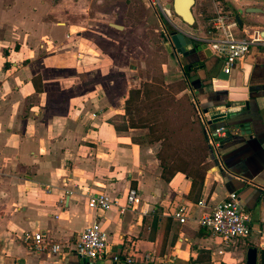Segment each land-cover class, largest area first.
Here are the masks:
<instances>
[{"label": "crops", "instance_id": "obj_1", "mask_svg": "<svg viewBox=\"0 0 264 264\" xmlns=\"http://www.w3.org/2000/svg\"><path fill=\"white\" fill-rule=\"evenodd\" d=\"M94 1L0 0V264H91L75 248L96 220L109 247L93 264H114L116 255L118 264L126 258L131 264H248L250 249L264 250V47L252 45L227 80L217 78L224 60L197 37L196 53L183 58L172 50L183 74L169 77L174 94L150 99L157 108L154 132L183 133L191 143L205 123L226 128L205 160L201 190L193 191L183 173L163 178V141L151 138L140 125L143 114L129 103L131 90L143 83L128 45L114 52L104 44L111 31L127 29L117 20L121 3L107 10L109 0ZM227 3L226 14L234 16L235 8L244 23L233 28L235 35L264 31V15ZM183 25L173 20L189 35ZM223 105L237 109L213 117ZM131 187L141 200L124 214L111 208L100 215L88 206L96 193L124 204ZM231 193L250 216L251 234L226 243L200 218ZM180 208L185 223L174 216ZM37 233L40 250L27 238ZM52 245L61 250L52 252Z\"/></svg>", "mask_w": 264, "mask_h": 264}, {"label": "built area", "instance_id": "obj_2", "mask_svg": "<svg viewBox=\"0 0 264 264\" xmlns=\"http://www.w3.org/2000/svg\"><path fill=\"white\" fill-rule=\"evenodd\" d=\"M214 1V0H212ZM162 14L169 19L175 15L173 8L155 2ZM233 28H238L235 17L230 14L218 13L210 20V29L206 35L198 38L200 42L206 43L211 50L224 60V70L230 74L231 68L238 62L243 61L250 52L252 45H260L264 47V34L262 31H255L249 36L239 37L233 33ZM228 108H225L226 113ZM205 132L209 140V145L213 150H218L221 138L226 133L224 126L211 128L207 123ZM140 192L137 188L131 187L126 194L125 203H121L119 199H111L104 193L89 194L88 206L96 210L97 213L106 212L111 208H118L121 214L126 213L129 209H135L140 203ZM181 223H185L187 216L184 208H180L174 214ZM100 221L96 220L87 226L83 232L78 235L76 253L91 264L96 261L103 260L108 252L107 233L100 226ZM249 214L240 208L238 196L231 193L228 198L213 207L210 213L204 214L200 218V224L214 235L220 236L226 243L234 239L246 238L251 234L249 225ZM27 238H33L38 243L37 248H42V234L37 233ZM61 250L59 245H52L51 251L56 253ZM121 258L116 255L113 258L114 264H118ZM127 264L133 263V260L126 258Z\"/></svg>", "mask_w": 264, "mask_h": 264}, {"label": "rangeland", "instance_id": "obj_3", "mask_svg": "<svg viewBox=\"0 0 264 264\" xmlns=\"http://www.w3.org/2000/svg\"><path fill=\"white\" fill-rule=\"evenodd\" d=\"M153 1H159L161 4L166 3V6H169L172 5L173 0H109V5L104 6V9L112 10L114 8L110 9V7L118 6L120 2V7L115 8L118 15L117 20L119 24L124 25L127 29L111 31L113 35L104 37L103 41L114 52H120L125 45H128L130 55L136 59L132 65L137 71V78L139 77L143 85L150 86L151 92H163L161 96L165 98L167 95L176 92V85L175 83H169V77L178 72L181 75L183 74L182 64L180 63V65L177 60L171 57L173 51L168 47L170 46L169 30L174 29L172 26L173 20L178 18L176 15H173L171 19L165 17ZM227 2L229 0H196L193 7L196 22L192 26L184 23L185 32L197 38L204 36V32L207 33L210 29V19L218 13L226 14L231 11ZM230 2H239L243 6L264 10V2L249 0H230ZM92 4H95V1L92 0ZM254 30L256 31V29ZM165 31L168 32V35L165 34ZM255 31H252L251 34ZM153 106L152 101L147 106L144 105L142 114L148 113V118L154 116L157 108ZM176 108L185 113L186 108L184 106H176ZM163 134L168 135L169 141L172 140V143L186 146L188 142H185L183 133H174L173 136L169 133Z\"/></svg>", "mask_w": 264, "mask_h": 264}, {"label": "trees", "instance_id": "obj_4", "mask_svg": "<svg viewBox=\"0 0 264 264\" xmlns=\"http://www.w3.org/2000/svg\"><path fill=\"white\" fill-rule=\"evenodd\" d=\"M162 94L163 92H151L150 86L144 84L140 89L131 90L129 103L142 114L143 106H147L154 95ZM196 119L197 118H195V120ZM140 122L145 123L140 125L150 128L149 135L154 141H163V146L158 153L163 167V178L166 181H171L176 174L183 173L192 178L193 191H200L207 167L205 160L211 151L204 127L202 126L200 130H198V135H193L191 137V143L181 147L179 145L177 146L176 143H170L168 135L154 132V125L158 122L156 114L148 118L147 113L146 116L143 115V117L140 118ZM130 125L131 127H138L135 122H131Z\"/></svg>", "mask_w": 264, "mask_h": 264}, {"label": "water", "instance_id": "obj_5", "mask_svg": "<svg viewBox=\"0 0 264 264\" xmlns=\"http://www.w3.org/2000/svg\"><path fill=\"white\" fill-rule=\"evenodd\" d=\"M256 2H264V0H249ZM196 3V0H173L172 8L175 15L180 18L185 24L188 26H192L195 24V16L193 13V7ZM246 14H262L264 15V10L261 8L251 7L245 11ZM235 21L237 22L239 27H243L244 23L241 19L240 14L236 13L234 15ZM115 28L121 30L122 27L118 25H114ZM174 30L171 31L168 35L169 45L168 47L171 50H174L177 54L181 55L183 58L187 57L189 54L196 53L198 51V46L191 36L187 35L183 31L179 30L176 27H173ZM264 34V32L262 33ZM197 65V64H194ZM229 73L223 69L219 72L217 78L221 80H227L229 78ZM225 108H228L226 113H231L236 111L237 108L231 107L230 105H223L216 108V112L213 114V117L225 116L224 112ZM207 113L208 110L206 109ZM259 261V262H258ZM248 264H264V250L258 253V249L252 248L248 251Z\"/></svg>", "mask_w": 264, "mask_h": 264}, {"label": "flooded vegetation", "instance_id": "obj_6", "mask_svg": "<svg viewBox=\"0 0 264 264\" xmlns=\"http://www.w3.org/2000/svg\"><path fill=\"white\" fill-rule=\"evenodd\" d=\"M246 9H249V7L248 8H245L244 9V12L246 11ZM234 11H235V13H238L236 10H235V8H232V12H233V14H235L234 13ZM239 14V13H238ZM249 23H251L252 24V26H256V25H258V23L256 22V21H254V20H250V21H248ZM172 30V29H171ZM174 30V29H173ZM169 33H171V31H169ZM192 37V36H191ZM193 39H195V37H192ZM195 42L197 43V40L195 39Z\"/></svg>", "mask_w": 264, "mask_h": 264}]
</instances>
